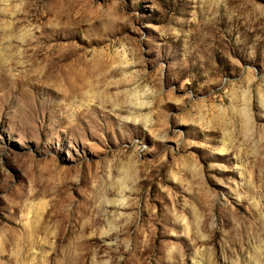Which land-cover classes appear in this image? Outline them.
Returning <instances> with one entry per match:
<instances>
[{
	"label": "rangeland",
	"instance_id": "obj_1",
	"mask_svg": "<svg viewBox=\"0 0 264 264\" xmlns=\"http://www.w3.org/2000/svg\"><path fill=\"white\" fill-rule=\"evenodd\" d=\"M0 264H264V0H0Z\"/></svg>",
	"mask_w": 264,
	"mask_h": 264
}]
</instances>
